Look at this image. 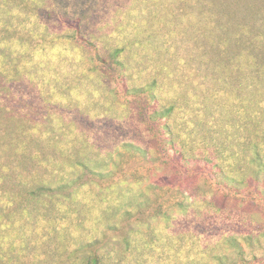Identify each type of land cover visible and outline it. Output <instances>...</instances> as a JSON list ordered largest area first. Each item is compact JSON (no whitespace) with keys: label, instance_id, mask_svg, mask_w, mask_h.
I'll return each instance as SVG.
<instances>
[{"label":"rangeland","instance_id":"1","mask_svg":"<svg viewBox=\"0 0 264 264\" xmlns=\"http://www.w3.org/2000/svg\"><path fill=\"white\" fill-rule=\"evenodd\" d=\"M248 2L0 0V264H85L90 244L103 264H222L233 236L264 264L243 241L264 231L251 174L240 192L217 184L149 117L177 106L189 154L264 156V80L239 91L213 66L224 3L229 25Z\"/></svg>","mask_w":264,"mask_h":264},{"label":"trees","instance_id":"2","mask_svg":"<svg viewBox=\"0 0 264 264\" xmlns=\"http://www.w3.org/2000/svg\"><path fill=\"white\" fill-rule=\"evenodd\" d=\"M250 2L247 3L245 10L246 13L250 14L249 20L246 24H239V22H234V24L229 22V25L222 23V19L230 18L233 12L232 4L224 3V6L227 8L223 14H221L220 20H216L214 27H218L221 33L219 37V54L217 60L214 61V67L220 69L225 74L224 83L228 84V80L231 82H237L243 87H238L240 91L242 88L243 92H252L259 84H263L264 80V31L261 34L253 35V23L264 22V6L259 10H254V6ZM253 3L256 4L254 0ZM252 3V4H253ZM241 2H239V5ZM237 3H233V8H239ZM258 5V4H256ZM263 10V11H262ZM236 13V18L238 14ZM261 16L257 20L258 16ZM264 29V23H263ZM252 30V31H248ZM225 45V46H223ZM224 47V48H223ZM235 48L238 51L229 53L230 48ZM247 51L244 52V51ZM223 59V60H222ZM221 60L222 62H219ZM255 86V88H254ZM126 94L131 92L133 94L139 95L141 90L136 91L137 88H132L129 86L123 87ZM237 88H233V90ZM151 90V88H150ZM150 122L152 123L154 130L157 133L161 134V140L164 141L173 147L176 151L181 161H187L190 165L193 161L199 162L201 171L208 172L210 179H214L215 182L219 185H226L238 192L243 191L248 187V173L251 174L252 182L255 184V188L264 199V156L256 150L253 154V157L250 159L252 167L242 166L239 168L232 167L231 164H227L228 159L225 158L223 152H218L219 156H199L198 154H189V150L186 148L185 143L178 142L179 138L182 137L179 131V113H177V106H163L162 108H155L150 110ZM159 134V135H160ZM131 147V146H130ZM133 147H131L132 149ZM138 151V148L136 147ZM135 150V151H136ZM142 153L150 158V154L147 150L141 148ZM136 151V152H137ZM231 168V169H230ZM233 169V170H232ZM191 171V170H188ZM184 184V183H181ZM250 188V187H248ZM184 206V204H182ZM257 232H250L249 235L243 237V241L246 244V247L257 252L264 248V231L258 229ZM240 237V238H239ZM239 237H230L231 245L235 249L234 259L225 258L224 255L218 254L215 256L222 264H251V259L249 256L252 252L245 250V247L241 244V236ZM263 239V240H262ZM91 252L85 264H103L104 258L100 255L99 251L102 249L96 244H90ZM258 255L257 253H255ZM256 258V257H255ZM236 259V260H235ZM227 260H232L230 263Z\"/></svg>","mask_w":264,"mask_h":264}]
</instances>
